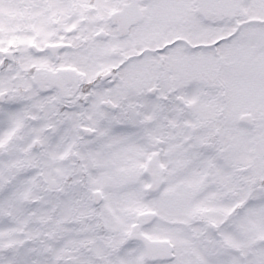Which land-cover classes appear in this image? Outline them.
<instances>
[{"label":"snow or ice","instance_id":"snow-or-ice-1","mask_svg":"<svg viewBox=\"0 0 264 264\" xmlns=\"http://www.w3.org/2000/svg\"><path fill=\"white\" fill-rule=\"evenodd\" d=\"M0 264H264V0H0Z\"/></svg>","mask_w":264,"mask_h":264}]
</instances>
